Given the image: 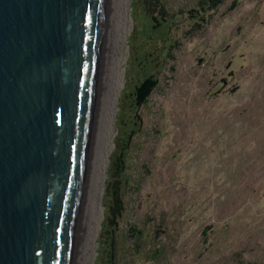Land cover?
<instances>
[{
  "label": "rangeland",
  "instance_id": "1",
  "mask_svg": "<svg viewBox=\"0 0 264 264\" xmlns=\"http://www.w3.org/2000/svg\"><path fill=\"white\" fill-rule=\"evenodd\" d=\"M127 19L91 264H264V0H129ZM122 148L126 181L108 178Z\"/></svg>",
  "mask_w": 264,
  "mask_h": 264
},
{
  "label": "water",
  "instance_id": "2",
  "mask_svg": "<svg viewBox=\"0 0 264 264\" xmlns=\"http://www.w3.org/2000/svg\"><path fill=\"white\" fill-rule=\"evenodd\" d=\"M113 0H0V264H80Z\"/></svg>",
  "mask_w": 264,
  "mask_h": 264
},
{
  "label": "bare ground",
  "instance_id": "3",
  "mask_svg": "<svg viewBox=\"0 0 264 264\" xmlns=\"http://www.w3.org/2000/svg\"><path fill=\"white\" fill-rule=\"evenodd\" d=\"M128 6L129 0L112 1L107 69L80 264L92 263L95 240L102 221L98 206L102 192L104 171L108 157L112 152L113 119L121 86L120 64L123 60L124 43L128 34Z\"/></svg>",
  "mask_w": 264,
  "mask_h": 264
},
{
  "label": "trees",
  "instance_id": "4",
  "mask_svg": "<svg viewBox=\"0 0 264 264\" xmlns=\"http://www.w3.org/2000/svg\"><path fill=\"white\" fill-rule=\"evenodd\" d=\"M145 1L151 3L153 9H162L163 7V0H145ZM225 1L226 0H200V5L201 6L206 5V7L209 8L210 10H215L221 5H223ZM142 66H144V63H142ZM154 72H155L154 69H151L147 73H145V76L141 80L136 82L133 85L131 91L127 94L129 100L128 108L130 112L133 114V117L136 119H137L136 117L137 111L148 103L150 96L157 87L158 82ZM132 132L133 129L131 128V131L129 132L127 138L124 141L126 143L125 145H127V143L129 142V138ZM122 149H123L122 153L120 152L119 156H117L115 161L112 162V164L108 169V178L110 174V177L112 178L115 179L119 178V180L121 181H126L127 180L126 157L129 148H122ZM108 202L110 203L109 206L107 207L108 218L113 217L114 215L116 216L120 215L124 204L120 199L117 198L116 191H113L111 193ZM114 227L115 226L112 227L113 230ZM107 252L110 253L109 251Z\"/></svg>",
  "mask_w": 264,
  "mask_h": 264
}]
</instances>
